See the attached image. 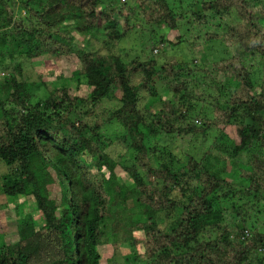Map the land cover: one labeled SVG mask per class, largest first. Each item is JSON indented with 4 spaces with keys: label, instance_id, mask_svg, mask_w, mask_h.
<instances>
[{
    "label": "trees",
    "instance_id": "trees-1",
    "mask_svg": "<svg viewBox=\"0 0 264 264\" xmlns=\"http://www.w3.org/2000/svg\"><path fill=\"white\" fill-rule=\"evenodd\" d=\"M102 1L0 0V58H67L75 65L70 77L88 89L78 95L54 87L28 104L31 84L19 79L20 68L3 74L0 160L9 170L1 191L12 198L31 195L39 220L25 203L20 206L12 233L18 239L0 243V264H29L26 249L39 228L54 234L57 264H102L97 248L108 242L110 220L113 242L131 249L125 264H264V228L250 221L264 215V205L258 209L264 200V0H192L176 12L167 0ZM181 21L188 26L186 38L192 37L190 48L222 41L230 53L124 61L89 47L98 32L101 41L116 42L139 24L173 30ZM216 23L218 30H204ZM153 48L164 49L162 37ZM219 75L213 114L201 126L189 122L194 96L187 82ZM159 80L172 96L156 111L147 104L142 109L143 92L156 93ZM111 98L117 105L104 111L101 102ZM113 124L121 134L108 131ZM230 125L237 141L216 137L200 158L187 155L176 166L154 162L155 146L147 143L148 136L205 135L209 129L222 136ZM252 139L258 148L251 152ZM245 150L250 153L246 165L236 168L240 182L234 184L215 164L226 166ZM117 166H123L130 188L124 183L112 188ZM128 200L142 208V219L125 224L123 210L112 209L118 203L124 209Z\"/></svg>",
    "mask_w": 264,
    "mask_h": 264
},
{
    "label": "rangeland",
    "instance_id": "rangeland-1",
    "mask_svg": "<svg viewBox=\"0 0 264 264\" xmlns=\"http://www.w3.org/2000/svg\"><path fill=\"white\" fill-rule=\"evenodd\" d=\"M107 1L108 0H103L102 2ZM126 1L130 4L134 2V0ZM167 1L176 12L179 7L187 8L192 0H176L177 2L174 0ZM134 20L141 22L138 16H136ZM184 20L186 21V19ZM185 21H181L179 28L173 30L168 29L164 24H159L158 26L155 23L139 24L138 27L132 29L122 39L116 42L105 43L101 41L102 34L98 32L95 36H91L89 47L97 52L104 51L118 54L124 61L136 58H155L162 62L164 59L171 58L170 56H175L178 60L186 61L191 60V58L200 57V55L203 54L202 52H205L208 55L210 53H214L215 55L218 53L228 55L230 53L222 41L207 43V45L203 44L200 50L190 48V44L187 43V40L192 39V37L186 38L189 31ZM219 28L220 26L216 23L215 26L206 25L204 30L216 31ZM180 34L182 35L180 36ZM179 36L182 38L181 41ZM161 37L164 41V49L155 51L153 48L154 44H156L157 40ZM8 49L9 48L6 47L7 52H9ZM74 66L73 61L71 60H68L67 58L57 59L52 55L27 58L24 55L14 54V58H11L8 54H4L3 58H0V80L3 78V74L9 75L13 72L14 74L18 73L17 68L19 67L21 72L19 79L21 78L31 84V88L29 89L30 100L28 101V104H35L54 87L58 88L65 86L70 88L74 94L87 95L88 89L78 84L75 79L70 77V74L75 68ZM59 74H62V76ZM253 76L254 78L257 77L255 71H253ZM222 77V75L202 79L199 77L194 83H188L186 81L188 86L187 92L194 96L191 99L193 107L191 111H188L189 122L196 123L195 120H198L199 122L196 124L197 126H201L205 117H210L211 114H213V104L220 94L217 85L222 81ZM154 88L156 93H152L150 96L149 91L146 93L143 92L144 96L141 102L142 109L145 108V105L147 104L152 112L156 111L161 107L163 100L169 99L172 96L168 93L164 83L160 82V80L156 82ZM221 99L222 98L219 97V100ZM223 99H225L224 96ZM101 103V107H103L102 109H104V111H112L117 105V100L115 98L105 99ZM186 107V105H182V110H185ZM102 109L98 110L97 117L98 115L103 116L104 113L102 112ZM98 119L101 121L102 117H98ZM235 128V125H230L224 128L222 136L219 129H209L205 135L197 133L195 135H186L185 137L164 134H161L156 138L148 136L147 143L152 147L155 146L153 157L154 162L172 161L170 163L176 166L174 162L184 160L187 155H193L197 159L200 158L207 149L213 148L216 137H221L220 139L224 142L237 141ZM107 129L112 134H121L122 132L116 124L109 125ZM257 144L258 141L252 139L247 150H250L251 152L257 150ZM229 145L230 144H227L228 147ZM247 150L238 154L235 158L231 159L230 162L227 161L226 166L223 161H218L215 164V167H217L221 173L234 184L240 182V179L235 172L237 167L246 165L247 156L250 153ZM217 151L218 150H212V154L218 155ZM259 151L260 150L256 152L259 153ZM129 163L130 162L127 164ZM8 170L9 167L0 160V185L3 176L8 173ZM116 175V179L111 183L112 188L118 187L122 183H124L127 188L132 186V183L125 178L126 174L123 171V166L116 167ZM112 188L110 189L111 191L113 190ZM260 196H264V192ZM24 203L25 207L31 212V214H33L34 218L39 220V210L35 207L36 205L31 195H19L14 198L11 196L8 197L2 194L0 186V243H9L18 239L17 234L15 233L12 235V233L16 232L14 227L16 221L15 215L18 214L20 206H23ZM221 204L228 207L229 201L224 202V200H221L219 205ZM261 205H264V200H259L258 209H263L261 208ZM141 209L142 208L139 205L128 200L124 209H122V204L118 203L113 206L112 210H114V212L123 210V212L120 213V220L121 222L128 224L129 222H135L136 220L142 219ZM20 211H23V208H21ZM260 220H264L263 213L256 214L250 221L259 223V230L261 231L264 228V221L261 223ZM250 221L249 223H251ZM111 222L112 220L108 221L107 227L105 228L108 232L106 236L108 242L99 245L97 248L100 252L102 264L128 263V261L125 263L124 261L127 257H130L131 249L127 243H120V241L117 243L113 242L115 239L109 232ZM230 223L227 225L229 229H231ZM160 226H163V222ZM39 229L37 237L32 239L31 243H28L30 246L27 247L30 250L26 249L28 251V263L57 264V262H55L57 252L55 250L56 241L54 239V234L49 230L40 232L43 229ZM137 247L141 248V245Z\"/></svg>",
    "mask_w": 264,
    "mask_h": 264
},
{
    "label": "built area",
    "instance_id": "built-area-1",
    "mask_svg": "<svg viewBox=\"0 0 264 264\" xmlns=\"http://www.w3.org/2000/svg\"><path fill=\"white\" fill-rule=\"evenodd\" d=\"M196 122H198V120H195Z\"/></svg>",
    "mask_w": 264,
    "mask_h": 264
},
{
    "label": "clouds",
    "instance_id": "clouds-1",
    "mask_svg": "<svg viewBox=\"0 0 264 264\" xmlns=\"http://www.w3.org/2000/svg\"><path fill=\"white\" fill-rule=\"evenodd\" d=\"M196 122V121H195ZM199 122V121H198ZM197 123V122H196Z\"/></svg>",
    "mask_w": 264,
    "mask_h": 264
}]
</instances>
